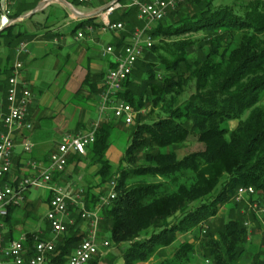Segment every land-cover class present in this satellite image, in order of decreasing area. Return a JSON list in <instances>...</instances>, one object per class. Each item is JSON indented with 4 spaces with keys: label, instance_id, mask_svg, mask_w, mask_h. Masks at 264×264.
Returning <instances> with one entry per match:
<instances>
[{
    "label": "trees",
    "instance_id": "trees-1",
    "mask_svg": "<svg viewBox=\"0 0 264 264\" xmlns=\"http://www.w3.org/2000/svg\"><path fill=\"white\" fill-rule=\"evenodd\" d=\"M128 14L137 20L135 8ZM17 17L15 13L10 19ZM131 22L126 21L129 28ZM15 28L0 32L8 65L23 38ZM152 35L159 42L137 62L118 96L134 111L151 107L150 113L136 119L117 170L106 157L112 123L98 127L86 154L98 167L102 187L116 183V198L103 209L104 235L118 247L126 246L124 264L146 263L180 235L214 220L197 246L182 243L163 264H188L197 252L212 264H240L250 235L234 196L249 186L264 194V0H187L159 22ZM8 65L0 72V90L5 93L11 77ZM142 76L145 84L138 94L134 85ZM230 121L239 122L233 131L226 127ZM191 135L205 150L179 158L177 149ZM76 156L78 161L85 157ZM187 173L195 183L179 184L172 194L165 193L164 182H156L171 178L176 184ZM84 196L90 210L99 201L93 187ZM227 204H233L231 211L237 210L238 216L218 219L221 206ZM28 235L32 255L34 241ZM63 240L56 258L60 264L84 237L75 230ZM98 260L99 256L91 264ZM253 264H264L260 255Z\"/></svg>",
    "mask_w": 264,
    "mask_h": 264
},
{
    "label": "crops",
    "instance_id": "crops-1",
    "mask_svg": "<svg viewBox=\"0 0 264 264\" xmlns=\"http://www.w3.org/2000/svg\"><path fill=\"white\" fill-rule=\"evenodd\" d=\"M64 1L67 4L63 3V0H7L6 5H8L12 15L15 13L19 14V17L14 19L16 20L15 23L11 26H16L15 33L23 34L22 40L11 52V61L8 65L9 73L11 76L13 75L15 63L20 61L23 64L20 79L24 85L31 89L33 95L29 116H27L28 122L32 124L33 128L30 131L21 130L15 134L14 159H12L13 170L8 180L22 179L35 175L37 172L28 166L29 161L37 162L43 166L48 165L51 154H53V151L62 141V138L66 135H74L72 133L68 134L67 131L74 130L77 127L80 128L77 120H73L72 122L70 120L69 113L72 111V107L76 106L77 114H81L84 109L94 110L99 114L98 120L92 119L91 116L89 117L90 121L88 119L85 120L87 122L86 126H81L84 129L82 134L89 133L93 129L90 128L92 123L101 122L103 124L107 121L108 116H104L105 114L100 112V94L104 88L105 78L112 69V65L115 66L114 61L116 57L122 55L124 48L130 43L129 41L135 30L139 28V25L133 21L134 18L131 17V14L127 15V12L134 9L130 7V0H119L122 7L108 17L111 23L123 24L124 28L121 31H109L103 27L106 19L104 16L105 8L107 9L113 0H95L92 4L89 3L88 5H80L74 0ZM46 2L48 3L45 4ZM121 17H125V22L120 21L123 19ZM134 17L138 19L137 16ZM130 20L132 21L129 23L131 24V28L126 23V21ZM79 32L83 33L82 38H78ZM122 40V43L125 45L124 47L120 43ZM22 43L27 45L28 53L17 56L16 50ZM3 45L0 42V55H3V52L6 51ZM110 47L115 50V54H106L107 48ZM53 57L56 58V63L52 64L49 68L56 73V78L62 76V85L58 87L60 89L54 91L56 94L54 97L51 96L50 90L48 93H45V91H41L35 87L37 80L42 78V73L40 76V73H37L36 70L38 68H47L44 62ZM5 65L6 62L0 64L1 73L5 71ZM39 71L42 72V70ZM88 79L90 80V84L85 85ZM61 92H64L63 101L54 108L53 112L49 111L48 108L46 112L40 110L41 108L45 109L46 105L49 106L52 103V99H57ZM0 104L5 108L8 107L6 99ZM79 116L77 115V119ZM80 119L82 118L80 117ZM44 121H51L53 123V126L49 127L50 131L55 133L53 138L47 139L46 136L49 132L47 134L44 133ZM25 141L31 142L34 146L31 154H25L23 151ZM68 158V166L65 173L53 175V181L67 189L68 182L76 178L72 171H74L78 162V157L75 154L70 155ZM78 177L83 182V176ZM72 182H74L73 186L75 187L72 191H69L72 193V196L77 194L81 196V202L85 208L84 194L87 188H79L78 183ZM96 182L95 180L91 181L93 184ZM33 189H38V193L34 196H32ZM97 192L98 190L94 189V193L97 194ZM26 194V201L29 203L40 202L39 209L41 216L46 218V226L49 230L48 237H42V239H52V231L47 221L52 192L48 187H41L31 188ZM71 204L79 207L74 201H71ZM13 209L11 215L9 214L10 217L8 216L10 218L9 222L6 221L7 219L4 222L3 231L6 241L9 240L8 237L12 234L9 224L13 218L15 219L17 210L20 207ZM32 225L33 223L30 222V227ZM83 230L85 229L83 228ZM260 233L258 234L255 225L251 224L249 230V235H251L249 238V241L251 240L250 244L256 243V245H259L262 239ZM28 234L31 233L23 232V235ZM243 262L245 264H252V257L246 260L243 259Z\"/></svg>",
    "mask_w": 264,
    "mask_h": 264
},
{
    "label": "built area",
    "instance_id": "built-area-1",
    "mask_svg": "<svg viewBox=\"0 0 264 264\" xmlns=\"http://www.w3.org/2000/svg\"><path fill=\"white\" fill-rule=\"evenodd\" d=\"M80 5L92 4L95 0H74ZM130 7L137 10L138 19L146 25L137 30L130 39V43L124 48L120 57L114 61L115 67L111 69L104 81V88L100 94L102 108H109L115 119L123 121L126 125H132L135 118V111L130 104L118 96L124 89V83L134 71L137 62L144 54L154 46L152 25L166 19L171 11L187 0H130ZM7 0H0V22L1 26L9 22L12 12L9 9ZM119 0H113L107 7L104 16L106 17L103 27L109 31H121L124 26L121 23H111L108 19L117 9L121 8ZM83 33H78L82 38ZM28 53L25 43L20 44L16 55ZM106 54H115L113 48H107ZM23 64L15 63L13 75L9 78L7 90L8 107L0 104V264H60L57 263V238L64 236L69 230V202L74 201L81 207L82 218L92 224V230L88 237L67 257L65 264H91L100 256L101 247L109 249L108 240L101 241L96 231L98 217L96 211H87L81 202L79 194L72 196V193L64 186L53 181V175H62L68 166L69 156L72 154L85 156L95 142L96 131L99 124H95L93 130L86 134L66 135L57 146V150L51 154L47 166L34 161H29L28 166L37 173L31 177L8 180L13 168L15 134L21 130H32L33 126L28 122L30 105L33 95L31 89L24 85L20 79ZM3 128V129H2ZM33 144L25 141L23 151L31 154ZM112 192L102 199V208L110 204L116 198L114 188L115 181H112ZM48 187L52 192L49 203L47 221L52 231V239L45 240L36 237L34 239L32 255L26 247L24 239L6 241L4 233V222L10 214V210L21 206L25 202V195L31 188ZM256 195L253 187H241L236 193V202ZM257 207V206H254ZM250 227L249 224H245ZM205 264H211L206 260Z\"/></svg>",
    "mask_w": 264,
    "mask_h": 264
},
{
    "label": "rangeland",
    "instance_id": "rangeland-1",
    "mask_svg": "<svg viewBox=\"0 0 264 264\" xmlns=\"http://www.w3.org/2000/svg\"><path fill=\"white\" fill-rule=\"evenodd\" d=\"M117 10H120V8ZM118 13H120V12H118ZM137 17H138V15H137ZM136 21L140 24L138 26L139 27L138 30L145 27L146 24L144 22H142L141 20L139 21L138 19ZM151 28L154 32L158 28V23L152 25ZM136 31L137 30H135V32ZM156 42H159V41H158V39L156 40L154 38V44ZM3 47H4V45H3ZM6 51L3 52V55H0V64L7 61L8 54L6 53ZM148 52H146V53H148ZM1 56H3V57H1ZM7 63H6V65H8ZM44 63H46L47 68H44V69L38 68V70H36L37 73H40V76L42 73V78H39L37 80V82L35 83V87L40 89L41 91H45V93H48V91L50 90V93H52L51 96L54 97L56 95L54 91H56L57 89H60L58 87L60 85H62L61 84L62 76H60L59 78H56V73H54L49 68V67H51L52 64L56 63L55 57L48 59V61L44 62ZM39 70H42V72H40ZM159 78H161V74L158 75V79ZM144 84L145 83H144L143 76H142L137 81V84L134 85L136 87L138 94L141 92ZM1 86L2 85H0V87ZM61 90L63 91V89H61ZM4 91L0 90V103L4 102V100L6 99V95H5L6 93ZM63 97H64V92H61L60 96H58L57 99L54 100L51 98L52 103L49 106L46 105L45 109L41 108L40 110L46 112V109L48 108L49 111L53 112L54 108H56L58 106V104L63 101V99H62ZM262 105L264 106V103H262ZM74 107H75V109H74ZM74 107H72L73 109L69 113L70 120H71V122L73 120H77V123H79L80 128L84 127V125L86 126L87 122L85 120H87V119L89 120L90 116L92 117V119L93 118H95V120L99 119V114H97L94 110L90 111L89 109H84V110H82L81 114H77V112H76L77 108H76V106H74ZM101 109H103V108H102V104L100 102V110ZM150 111H151V107L150 108L146 107L145 109H143L141 111H135L136 113H135L134 122L132 125H129V126L126 124H123V122H121V121L114 120L115 118L112 114V111L109 108H105V110L100 111L102 114H105L104 116H108V118L106 119L107 121L104 122L103 124H105V123L111 124L112 123V125L115 126L114 131H112L113 133H112L111 140L109 141L110 147H109L107 154H106L107 159L110 161L111 166H113L115 170H117L119 168L121 161L123 159V155L125 154V151L128 147V143H130L129 141H131L128 139V137L132 131L131 128L136 123V119L140 115L143 116L147 113H150ZM77 115L78 116L80 115L78 117V119H77ZM80 117L82 119H80ZM245 118H246V116H244L243 119H245ZM238 123H239L238 121H235V122L230 121L228 124H226V127L229 128L231 131H233L238 126ZM95 124H99V126L103 125L101 122H95ZM95 124L92 123L90 128L94 129ZM52 126H53V123L51 121H44L43 122L44 133L47 134L49 132L48 135L46 136L47 139H50L51 137L53 138V136H55V133L54 132L52 133V131H50V129H49V127H52ZM80 128L77 127L74 130L67 131V133L68 134L72 133L74 135L75 134L76 135L82 134V132H84V129L83 128L80 129ZM56 150H57V148L53 151V153ZM204 150H205V147L203 144L199 143L197 136L191 135L189 137V140L185 144V146L178 148L177 152L179 153V158H183L186 155L197 153V152H202ZM108 154H110V155L108 156ZM12 170H13V168H12ZM97 170H98V167L95 164L93 165L92 163H90L89 158L85 155V157L83 159H81L80 161L77 162L76 168L74 169V171H72L74 173L73 175L76 176V178H73L70 182H68V190L72 191L75 187V186H73L74 182H72V181H75L76 183H78L79 188L90 189L91 187H93V190L94 189L98 190L97 195L99 198H97V199L99 201L96 203L95 207L90 210L87 207L88 201L86 203V198H85V204H84V205H86L85 210L96 211V215L99 219L98 225L96 228L99 239L102 242L105 240L110 241L109 249H104L103 247H101L98 264H124V252H123V250L126 248V246L122 245L121 247L120 246L118 247L111 240L110 236L104 235V228L102 226L104 207L102 208L101 201H102V199L109 196L110 193L112 192V186H111L112 182H110V184L104 185L102 187L100 185L101 179L98 178V175H97ZM78 176H83L85 181L83 180V182H82ZM96 179H97V182H96ZM92 180H95L96 183H94V184L91 183ZM195 181H196V179L191 173H187V175L184 177V179H181L176 184L172 182L171 178H167L164 180L163 179H156V182H158V183L164 182V184H165L164 190H165L166 194H172V193L176 192L179 184H186L187 187H190V185L195 183ZM64 183H67V182H64ZM39 188H41V187H39ZM114 190H115V188H114ZM37 193H38V189L32 190V196H34ZM26 195H25V202L21 206H19L20 209L17 210V215H15L16 216L15 219L16 218L17 219L15 220L13 218L14 221L12 220L11 223L9 224L10 225L9 229L12 232V234L9 236V237H12L11 239H9L11 241L24 239L25 241L28 242V240H29L28 236L29 235H23V232L31 233V235L33 236V241L36 237H39L41 239H42V237L43 238L48 237L47 234H48L49 230L46 226V220H45L46 218L44 216H41V212L39 209L40 202L29 203L28 201H26ZM233 200H234V202H236V195L234 196ZM236 203L240 204V206H241L239 208L240 212L244 216H246V218L244 219L245 224L246 223L249 224L250 227H251V224L252 225L254 224L256 227L257 233L259 234L261 232L260 234L262 236V239H261V242H259V245H256V243L250 244L251 240L249 241V238L251 235L248 236V249H247V253L243 257V259L246 260L249 257H252V264H253L255 257L260 255L261 262H264V250H262L264 248V194L261 192H256V195L254 197L246 198V199L241 200L240 202H236ZM254 206H257V207H254ZM232 208H233V204H227L224 206L222 205L221 209L219 210V213L217 215V218L222 219V220L223 219L227 220L230 217H237L239 214L238 211L237 210L231 211ZM80 211H81V207L79 208L75 204H71V202H69V222H70V225H69V230H68L67 235L69 233L70 234L73 233V231H75V230H79L81 232V234H83L84 239H86L88 237L90 231L93 228H92V224L90 222H88L82 218ZM252 216H254L255 218H253ZM30 222L33 223L32 227H30ZM214 223H215L214 220H210L208 224L202 225V229H200L201 228L200 227V228L195 229L194 231H192L190 233H185V234L180 235L178 237V240L172 246L168 247L169 249H167V248L163 249L160 253H158L155 257H153L152 259H150V261H148L146 263H140L139 262L137 264H163L164 262L171 260L174 257V255L178 252L182 243H184V242L195 243L197 246V244L201 240L202 236H204V231L208 228L207 226H210V224L213 225ZM250 227L249 228L247 227L248 231L250 230ZM83 228L86 231L83 230ZM201 230H202V232H201ZM63 237L64 236L58 237L56 240L57 241L56 243H57L58 255L60 254V250H58V246L60 243H62V241H64ZM243 259L240 262V264H245L243 262ZM206 260H209V259L204 258L200 252H197L190 257V261L188 264H205ZM174 264H176V263H174Z\"/></svg>",
    "mask_w": 264,
    "mask_h": 264
},
{
    "label": "water",
    "instance_id": "water-1",
    "mask_svg": "<svg viewBox=\"0 0 264 264\" xmlns=\"http://www.w3.org/2000/svg\"><path fill=\"white\" fill-rule=\"evenodd\" d=\"M47 3H48V2H46L45 4H47ZM63 3H66V2L63 0ZM45 4H44V5H45ZM66 4H67V3H66ZM105 10H106V8H105ZM105 10H104V11H105ZM37 11H38V10H37ZM37 11H36V12H37ZM15 21H16V20H11V19H10L9 22H8L7 24L5 23L4 25H2V26L0 27V32H2L3 30H6V28L10 27L13 23H15Z\"/></svg>",
    "mask_w": 264,
    "mask_h": 264
},
{
    "label": "bare ground",
    "instance_id": "bare-ground-1",
    "mask_svg": "<svg viewBox=\"0 0 264 264\" xmlns=\"http://www.w3.org/2000/svg\"><path fill=\"white\" fill-rule=\"evenodd\" d=\"M12 16V15H11ZM6 99H7V92H6ZM7 102V101H6Z\"/></svg>",
    "mask_w": 264,
    "mask_h": 264
}]
</instances>
